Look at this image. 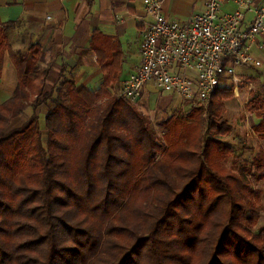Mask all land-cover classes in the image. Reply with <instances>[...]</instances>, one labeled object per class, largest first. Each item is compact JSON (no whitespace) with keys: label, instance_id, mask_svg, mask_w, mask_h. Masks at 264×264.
<instances>
[{"label":"trees","instance_id":"trees-1","mask_svg":"<svg viewBox=\"0 0 264 264\" xmlns=\"http://www.w3.org/2000/svg\"><path fill=\"white\" fill-rule=\"evenodd\" d=\"M11 58L17 84L0 104V264H264V229L254 231L261 208L247 179L251 168L262 179L264 159L237 176H221L207 159L212 148L217 158L227 150L211 137L229 131L220 113L233 87L216 88L196 138L173 139L180 116L161 121L163 147L126 102L98 105L110 95L114 63L96 91L64 81L46 92L41 50ZM49 101L43 130L32 116L6 131ZM248 108L264 138V96Z\"/></svg>","mask_w":264,"mask_h":264},{"label":"crops","instance_id":"crops-1","mask_svg":"<svg viewBox=\"0 0 264 264\" xmlns=\"http://www.w3.org/2000/svg\"><path fill=\"white\" fill-rule=\"evenodd\" d=\"M251 1L256 6L261 3ZM236 8L233 0H226L220 13H232ZM162 9L169 21L186 23L203 12L204 0H164ZM137 18L144 23L151 21L143 11L142 0H0V43L5 47L0 60V104L12 96L17 84L11 56L26 55L30 47L41 50L49 65L46 92H53L64 81L72 82L76 89L96 91L105 77L114 78L116 74L109 89L110 94H115L140 64L142 26ZM252 19L253 13H246L243 26ZM7 34L24 35L31 44L21 53L10 44ZM251 52L260 62L255 69L264 67V53L255 48ZM108 63L115 64L110 75L104 70ZM235 72L240 78L241 71ZM168 95H158L149 85L138 105L146 114H157L171 104ZM175 96L183 102V110L189 108ZM27 110L10 122V130L25 123Z\"/></svg>","mask_w":264,"mask_h":264},{"label":"built area","instance_id":"built-area-1","mask_svg":"<svg viewBox=\"0 0 264 264\" xmlns=\"http://www.w3.org/2000/svg\"><path fill=\"white\" fill-rule=\"evenodd\" d=\"M164 0H142L151 18L140 22V64L124 80L115 95L138 104L151 85L158 95L179 96L187 107H205L218 87L230 84L237 92L240 67H259L251 52L264 53V0H233L236 10L220 13L226 0H204L202 13L186 22L169 21L163 14ZM253 13L243 26L244 15ZM49 17H47V20ZM151 115V114H149Z\"/></svg>","mask_w":264,"mask_h":264},{"label":"rangeland","instance_id":"rangeland-1","mask_svg":"<svg viewBox=\"0 0 264 264\" xmlns=\"http://www.w3.org/2000/svg\"><path fill=\"white\" fill-rule=\"evenodd\" d=\"M7 35V38L13 48L15 50H22L21 53H24L27 47L31 44L30 39L24 35H21L23 37H21L20 35L13 37H11L10 34ZM236 71H241V84L237 86L238 92L236 93L233 89L232 98L223 101V111H221L222 113H220L223 121L229 128V131L226 135H223L221 137L216 135H214L213 137L210 136L213 139H217V142L218 144H220L219 146H221V148H227V150L224 152V156L222 155V158L214 157L215 152L213 148L210 151L212 157L209 156L207 158L208 161L211 160L212 169L214 171H217V173L220 172L221 176L230 173L236 174L237 176L239 174L237 170L241 171L242 166L243 168H247L250 167L249 164L252 165V163L256 159H264V138L260 137L255 132L254 126L258 123V120L249 112L248 108V102L254 96H264V67L256 69L255 67H241ZM227 86L231 87L230 84H227ZM67 89L68 87L65 86L61 89L60 92V99L63 102H66L68 100ZM168 97L172 99L173 103L171 102L169 106L160 110L159 113L151 115L144 113L140 105L118 99L115 94H110L108 95V97L101 99L100 101H98V105H103L107 101V98L126 102L132 107L133 110L138 112L143 117V119L148 125H150L151 130L153 131V134L156 138V141L158 142V144L163 145V147H166L165 133L159 123L172 114L181 117L180 123L176 127L179 132L178 134L174 133L175 138L173 135V139H178L180 135H183L185 133H188L192 138H196V122L198 120H202L203 126L205 128L207 127L205 122L208 119L207 107L209 103L207 104L206 108L199 106V112L193 113L192 111H190V108H186L185 110H183L181 108L183 102L181 103V100L178 101V98H176L175 95L169 94ZM49 108H51L50 101L45 105L29 107L25 118L28 119L32 116L36 117L38 127L43 130L44 116L47 112V109ZM178 108L180 112H177ZM10 128L11 127H7L6 131L8 132ZM234 170L236 172H234ZM258 176H261L260 173L255 171L253 168H251V174L247 175V179L250 183V188L254 192V201L252 202H254V205L256 207L259 206L261 208L260 219L254 227L255 232L264 229V172H262L261 180L257 179Z\"/></svg>","mask_w":264,"mask_h":264}]
</instances>
